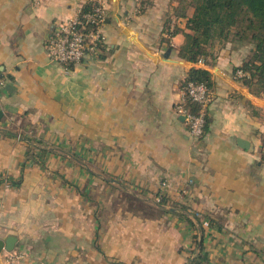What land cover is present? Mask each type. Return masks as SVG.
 Masks as SVG:
<instances>
[{
  "label": "crops",
  "instance_id": "0c3cea01",
  "mask_svg": "<svg viewBox=\"0 0 264 264\" xmlns=\"http://www.w3.org/2000/svg\"><path fill=\"white\" fill-rule=\"evenodd\" d=\"M90 1L0 0V126L41 142L0 135V241L17 264H264V99L234 74L249 48L187 62L177 0H106L97 55L65 69L47 40ZM191 68L213 80L199 139L175 111Z\"/></svg>",
  "mask_w": 264,
  "mask_h": 264
},
{
  "label": "trees",
  "instance_id": "16d2710c",
  "mask_svg": "<svg viewBox=\"0 0 264 264\" xmlns=\"http://www.w3.org/2000/svg\"><path fill=\"white\" fill-rule=\"evenodd\" d=\"M177 3L172 16L184 21V28L179 29L175 25L174 29L169 32L170 36L181 33L184 37L177 56L191 63L211 64L216 59L214 47L217 43H230L234 49L249 48L241 65L234 69V74L240 71L243 76L236 80L249 89L252 95L264 99V0H177ZM93 4L94 2L90 1L83 6V13L90 11ZM190 10H193L192 14L188 15ZM188 83L204 85L208 92L213 87L211 74L202 69H189L182 88ZM185 106L194 114L199 112V107L189 100L186 101ZM205 122L207 126L206 112ZM0 135H19L20 139L26 142L31 149L39 150L40 148L35 146L41 144L36 137L28 136L17 129H4L0 126ZM262 139L264 150V136ZM41 150L45 153V149H40V154ZM31 157L36 161L34 156ZM158 203L165 206V200L162 197ZM196 220L198 226L192 225L197 232L193 237V245L197 249L199 237H202V221L198 215H196ZM192 264H208L201 248L198 249Z\"/></svg>",
  "mask_w": 264,
  "mask_h": 264
},
{
  "label": "built area",
  "instance_id": "2783aa9c",
  "mask_svg": "<svg viewBox=\"0 0 264 264\" xmlns=\"http://www.w3.org/2000/svg\"><path fill=\"white\" fill-rule=\"evenodd\" d=\"M94 2L90 11L83 13V7L79 8L76 15L62 22L48 38L46 50L50 61L68 69L70 65L81 63L87 56L97 55L100 46L104 42L101 32L106 18V0H92ZM238 77L243 76L240 71L236 72ZM3 80L0 75V87ZM196 104L199 112L194 114L186 108V101ZM210 102V96L204 85L188 83L182 88V97L176 105L175 111L184 117L188 124L189 134L193 139H199L205 131V112ZM208 222L203 226L208 227ZM6 264H17L22 259L21 254L5 252L0 259Z\"/></svg>",
  "mask_w": 264,
  "mask_h": 264
},
{
  "label": "water",
  "instance_id": "95a60500",
  "mask_svg": "<svg viewBox=\"0 0 264 264\" xmlns=\"http://www.w3.org/2000/svg\"><path fill=\"white\" fill-rule=\"evenodd\" d=\"M14 243H15V239L13 237H9L8 239H6L3 242L0 241V252H2L3 250L6 251V252L13 251V249H14ZM200 245H201V240H199L198 247H200Z\"/></svg>",
  "mask_w": 264,
  "mask_h": 264
},
{
  "label": "rangeland",
  "instance_id": "374dc122",
  "mask_svg": "<svg viewBox=\"0 0 264 264\" xmlns=\"http://www.w3.org/2000/svg\"><path fill=\"white\" fill-rule=\"evenodd\" d=\"M236 75V74H235ZM236 77L238 78V76L236 75Z\"/></svg>",
  "mask_w": 264,
  "mask_h": 264
}]
</instances>
